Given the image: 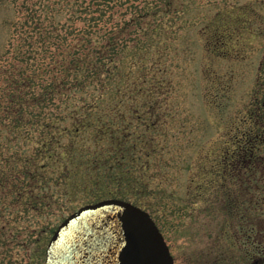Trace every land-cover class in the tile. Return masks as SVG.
Returning a JSON list of instances; mask_svg holds the SVG:
<instances>
[{"label":"trees","instance_id":"1","mask_svg":"<svg viewBox=\"0 0 264 264\" xmlns=\"http://www.w3.org/2000/svg\"><path fill=\"white\" fill-rule=\"evenodd\" d=\"M161 1L160 4L158 0H0V247L13 240L21 245L28 228L27 215L51 210V175L46 174V168L59 167L57 163L62 160L63 143L71 131L62 126L65 121L77 122V137L81 133L91 134L90 146L100 145L99 151L106 148L110 154L109 161L95 162L76 189L101 190L103 195L99 198L107 199H128L129 194L121 190L133 196L137 189L144 192L150 189L143 184V179L148 178L143 171L149 165L146 163L142 170H137L134 163L157 151L153 140L146 142L152 136L145 137L158 125L157 117L152 112L150 118L154 117V121L140 122L138 111L133 108L128 117L138 118L139 122L133 124L131 119L126 123L128 117L117 107L121 102L117 100L114 107L106 108L102 90L107 92L104 80L112 79L115 86L108 90L110 98L122 96L117 90H120L118 79L121 76L127 82L131 74L128 71L122 76L118 62L124 51V39L133 38L137 45L140 37L148 36V29L157 31L152 26L155 20L170 15L171 11L176 13L184 5V0ZM228 7L224 5L203 30L206 51L225 58L234 45L236 48L246 45L240 38L248 30L243 20L233 14V8ZM135 44L131 47L135 48ZM153 87L157 89L156 85ZM155 89L145 91L148 107L154 101L151 92ZM96 90L99 91L94 94ZM215 92V96L211 95L213 99L209 98L217 102L230 89ZM124 98L130 102L138 100L126 93ZM58 103L63 107L55 112ZM250 107L240 119L242 125H248L229 131L228 146L232 148L224 149L220 166L212 170V178L201 189L214 197L211 205L220 213L228 212L234 217L224 221L228 229L224 234L233 231L231 237L227 236L235 242L233 247L242 243L239 237L250 239L254 233L251 237L255 242L250 245L253 253L247 247L239 249L243 254L241 261L245 262L242 264L258 257L264 259V248H258L262 242L261 246L256 242L261 231L256 218L258 214L264 215L259 210L264 209V179L259 170L261 167L264 171V163L258 157L264 146V101L260 108ZM65 163L66 173L71 164ZM240 167L244 170L237 177ZM65 177L64 182L70 178ZM104 186L115 190L102 189ZM133 202L141 205L140 200ZM236 209L256 215L252 221L246 215L238 219L234 215ZM233 223H237L236 228ZM212 260L210 264H224L218 255Z\"/></svg>","mask_w":264,"mask_h":264},{"label":"rangeland","instance_id":"2","mask_svg":"<svg viewBox=\"0 0 264 264\" xmlns=\"http://www.w3.org/2000/svg\"><path fill=\"white\" fill-rule=\"evenodd\" d=\"M158 2L161 4L162 1ZM183 4L176 13L171 11L170 15L152 21L157 31L148 29V36L140 37L137 45L133 38L124 39V51H121L118 62L122 76L128 71L131 74L128 73L127 82L121 76L118 79L120 90H117L122 96H115L116 100L110 98L108 90L115 83L112 79L104 80L107 92L102 91L106 108L114 107L119 100L121 104L117 107L121 108L126 118L135 108L140 122L154 121V117L150 118L152 112L158 122L154 131L145 135L147 138L152 136L153 139L146 142L153 140L157 151L151 152L149 158L134 163L137 170H142L146 163L149 165L147 171H143L148 177L143 179V184L150 189L147 192L137 189L133 196L127 190H121L122 193L126 191L129 198L116 199L141 201V205L133 201L129 203L140 207L154 220L170 249L174 264H210L215 255L224 264H242L245 262L241 261L243 254L239 249L247 247L253 253L250 245L255 242L251 237L254 233H251L250 239L241 234L243 239H239L242 243L233 247L235 242L232 243V238H229L233 231L230 235L224 234L228 230L224 221L231 217V213H220L216 206L211 205L214 197L201 189L212 178V170L220 166L224 149L232 148L228 146L229 131L248 125H242L240 119L249 106L252 109L253 106L263 105L264 0H184ZM224 5H228L229 10L233 8V14L248 27L240 38L246 45L239 48L234 45L227 58L208 53L203 35L204 26ZM133 44L135 48L131 47ZM226 87L230 89L228 95L218 97L217 102L211 100L217 94L215 91ZM141 88L144 91L138 93ZM152 89H155L151 92L154 101L148 107L145 91ZM123 92L138 100L127 101ZM62 107L63 104L58 103L54 111L62 110ZM106 112L110 114L109 110ZM131 119L133 124L139 122L138 118L128 117L126 123H130ZM62 126L69 127L71 131L63 143L62 160L57 163L60 168L50 165L46 168V174L51 175V210L27 215L25 241L16 245V240H8L12 243L0 247V264H45L47 244L58 224L78 207L107 199L99 198L103 195L101 190L83 191L76 186H81L79 182L88 170L94 168L96 161H109L108 150L99 151L100 145L90 146L93 145L91 134L81 133L77 137V122L65 121ZM74 142L76 144L71 148ZM261 148L258 157L264 163L261 160H264V146ZM65 162L71 164L66 173L63 170ZM122 162L125 163L124 160ZM126 162L130 168V159L127 158ZM249 166L252 167V164L249 163ZM259 170L264 179V171L261 167ZM207 173L210 174L208 178ZM65 175L70 178L64 182ZM102 189L115 190L108 186ZM259 210L264 213L263 208L259 207ZM234 215L238 219H244L246 215L252 221V216L256 214L236 209ZM231 218L233 220L234 217ZM256 220L261 230L257 233L256 242L259 246L262 242L258 248H264V215L258 214ZM235 225L237 223H233ZM223 251V254L220 253ZM255 261L264 264L263 258L258 257ZM255 261H248L247 264H255Z\"/></svg>","mask_w":264,"mask_h":264},{"label":"water","instance_id":"3","mask_svg":"<svg viewBox=\"0 0 264 264\" xmlns=\"http://www.w3.org/2000/svg\"><path fill=\"white\" fill-rule=\"evenodd\" d=\"M52 235L45 264H173L149 214L124 201L84 206Z\"/></svg>","mask_w":264,"mask_h":264},{"label":"flooded vegetation","instance_id":"4","mask_svg":"<svg viewBox=\"0 0 264 264\" xmlns=\"http://www.w3.org/2000/svg\"><path fill=\"white\" fill-rule=\"evenodd\" d=\"M239 166H241V165H237V168H239ZM244 169H242L241 167H240V169L238 170V172H237V177L240 175V173L243 171Z\"/></svg>","mask_w":264,"mask_h":264}]
</instances>
